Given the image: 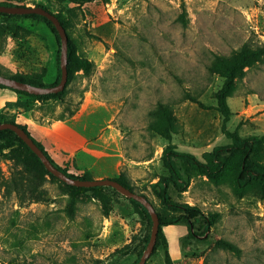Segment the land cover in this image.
<instances>
[{
  "label": "rangeland",
  "instance_id": "obj_1",
  "mask_svg": "<svg viewBox=\"0 0 264 264\" xmlns=\"http://www.w3.org/2000/svg\"><path fill=\"white\" fill-rule=\"evenodd\" d=\"M9 1L39 3L57 13L75 54L91 65L85 73L68 64L61 100L40 102L0 87V120L24 124L27 112L34 117L37 109L64 117L91 91L108 104L121 131L130 164V171L122 165L123 177L148 197L157 215L178 214L150 188L163 172L166 140L154 129L164 125L159 105L173 118L175 149L203 160L214 145L229 142L214 92L222 83L221 62L241 47L251 58L226 96V127H237L242 136L264 133V0ZM59 49L45 22L0 15L1 72L46 67L43 81L49 83ZM26 128L40 140L32 125ZM42 144L53 161L63 163L65 158ZM239 159V152L230 153L214 177L188 168L187 188L171 191L173 199L199 206L213 220L208 230L197 227L193 243L185 223L161 226L173 264H264V190L259 184L237 188ZM253 160L264 165V144ZM151 224L143 208L116 189L94 194L72 188L12 134L0 135V264H134ZM144 264H166L160 239Z\"/></svg>",
  "mask_w": 264,
  "mask_h": 264
},
{
  "label": "trees",
  "instance_id": "obj_2",
  "mask_svg": "<svg viewBox=\"0 0 264 264\" xmlns=\"http://www.w3.org/2000/svg\"><path fill=\"white\" fill-rule=\"evenodd\" d=\"M0 4L25 5V4L13 3L9 0H0ZM35 5L43 6L39 3ZM43 7L46 8L45 6ZM0 15L32 17L40 21H43L48 25L50 30L53 32L55 39L59 44V37L53 23L41 14H37V13L10 14V13L0 12ZM55 15L59 18L60 22L65 27V22L62 20V18L57 13H55ZM250 58H251V53L249 51H246L243 47H241L239 50L236 51L235 55L229 61L221 62L218 68V73L222 77V83L220 87L214 92V99H215L214 108L217 111H219L222 117L221 131L229 139V142L224 144L214 145L209 152L204 153L203 160L199 159L197 156H195L193 153L189 151H180L175 149V146L171 141V132L173 131L174 128L173 118L170 116V112L168 111L166 105L164 104L159 105L161 112L160 115L163 119L164 125L161 127H155L154 129L166 140V143L162 148V152L160 156L161 164L163 166V172L161 173V175L157 177L155 181H152L150 183V188L152 192L155 194V196L160 200L162 205H164L166 208L172 211L178 212L177 215H169V216L158 215L159 226H158L156 240L158 241V239H160L161 244L164 248V257L166 264H173V263L167 251V241L165 239L164 234L161 232L162 225L174 224L179 222L185 223L187 228V237L190 240L189 243L190 242L193 243V239L198 231L197 227H199L200 224L203 225V229L201 231H204V230H208L213 223L212 218L207 216L199 206L195 204H189L187 202H181L175 200L171 195V191L182 192L187 188L189 183V174L187 170L188 168L201 171L209 177H214L225 166L228 155L230 153L239 152L240 159L237 164L235 170V176H234V181L237 188L243 191L248 187L259 184L261 190H264V188L262 187L264 185V165L253 160V156L257 152L258 148L262 144H264V133L242 136L238 132L237 127L234 129H228L226 127V122L229 120L231 115V111L226 102V96L230 93L234 81V77L238 75L246 65L249 64ZM55 60H56V75L49 83H45L43 81V78L45 77L47 72L46 67H42L41 70L39 71H30V72L16 71L12 74H5L1 71L0 72L10 77L16 78L18 80L29 82L31 84L43 85V86L54 85L60 79L59 50H57L56 52ZM69 63H73L77 67L82 68L85 73L89 72L90 70L91 61L88 60L87 58L78 57L75 54L73 45L68 38L67 72H68ZM69 77L70 74L68 72L67 79H69ZM0 87L8 88L10 90L15 91L16 93L29 96L33 99H37L40 102L43 99H48V98L61 100L66 94L65 86L62 90H59L58 92H50L44 94L29 93L24 90L8 87L1 83H0ZM72 113L73 110L70 111L67 115H71ZM57 118H62V117H57ZM4 121H10V120H4ZM11 122H15V121H11ZM15 123L21 126L22 128H24V130L28 133L29 136H31L34 142L48 156L51 162L60 170L65 172L67 175L81 179L93 178L87 169H81L77 167L74 163L71 164L64 163L63 165H61L53 161V159L50 157L48 152L44 149L42 143L37 139H35L27 130L26 126L28 125L25 123L24 124H19L17 122ZM4 134H12L17 140L25 144V142L11 129L8 128L1 129L0 135H4ZM26 147L31 152V154L34 157H36V159L43 165V163L38 158V156L27 145ZM46 171L49 174L53 175L47 169ZM122 173L123 172L121 171L118 176H114L112 178L116 179L124 186L133 190L134 188L133 185L130 184L123 177ZM67 185L78 190H90L93 191L94 194H99L101 189L104 187H111L109 185H95V186H74L70 184ZM128 199L131 201V203L142 207L144 212L148 216H150L147 209L140 202H138L133 198H128ZM148 239H149V235L147 234V236L145 237V244H147ZM138 255L140 257L141 252H139Z\"/></svg>",
  "mask_w": 264,
  "mask_h": 264
},
{
  "label": "crops",
  "instance_id": "obj_3",
  "mask_svg": "<svg viewBox=\"0 0 264 264\" xmlns=\"http://www.w3.org/2000/svg\"><path fill=\"white\" fill-rule=\"evenodd\" d=\"M27 113L25 124L39 133L38 141L47 150L65 158L61 165L74 163L87 169L93 178H103L118 176L126 164L122 134L112 123V110L91 91L84 93L71 115L50 117L40 109L34 117ZM126 165L130 171V164Z\"/></svg>",
  "mask_w": 264,
  "mask_h": 264
},
{
  "label": "water",
  "instance_id": "obj_4",
  "mask_svg": "<svg viewBox=\"0 0 264 264\" xmlns=\"http://www.w3.org/2000/svg\"><path fill=\"white\" fill-rule=\"evenodd\" d=\"M0 12L10 13V14L37 13L45 16L53 23L59 37V46H60L59 49L60 79L56 84L45 85V86L31 84L29 82L21 81L16 78L10 77L1 72H0V83L11 88L24 90L34 94H44L50 92H58L59 90H62L66 84L67 73H68L67 72L68 35L65 27L62 25L59 18L55 15V13L51 12L50 10L40 5L0 4ZM5 128L13 130L25 142V144L38 156V158L41 160L45 168L54 176L59 178L61 181L74 186L109 185L115 188L120 193H122L124 196L128 198H133L138 202H140L147 209L152 220L148 242L143 252L141 253L138 261L135 263V264H144L146 258L149 256V254L152 252L154 248V244L156 242V237H157L158 226H159V219L155 211L154 205L146 195L124 186L122 183H120L119 181H117L112 177L91 178V179H81L77 177H71L62 170H60L51 162L48 156L34 142V140L31 138V136L28 135V133L24 130V128H22L15 122L0 121V130Z\"/></svg>",
  "mask_w": 264,
  "mask_h": 264
}]
</instances>
